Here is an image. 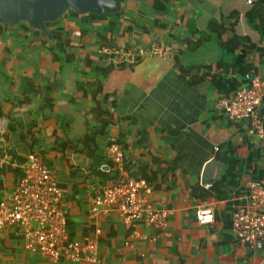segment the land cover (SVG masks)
Returning <instances> with one entry per match:
<instances>
[{
  "label": "crops",
  "instance_id": "1",
  "mask_svg": "<svg viewBox=\"0 0 264 264\" xmlns=\"http://www.w3.org/2000/svg\"><path fill=\"white\" fill-rule=\"evenodd\" d=\"M254 1L169 0L165 11L148 13L139 0H123L118 13L101 18L67 13L51 25L61 27L58 48L56 38L28 24L3 25L0 152H13L17 160L30 151L41 156L67 199L68 234L82 238L99 228L101 261L48 260L5 227L0 229V264H264V245L257 249L241 242L231 228L232 211L246 199L248 181L264 178V139L248 134L245 123L228 119L218 106L219 97L244 79L235 62L240 45L231 51L223 45L234 33L247 36L252 45L247 71L264 78V34L249 13ZM213 18L223 21L220 35L210 30ZM153 43L166 44L172 56L145 53L134 61H117L115 53L104 51ZM108 64L111 68L102 72ZM102 107L108 120L99 114ZM259 113L264 121V97ZM103 118L107 126L95 134L93 157L85 133ZM110 137L122 144L128 173L145 177L151 201L171 212L165 231L138 224L144 236L132 246L123 247L132 226L114 209L91 212L97 189L117 174L104 164L103 147ZM228 140L248 160L237 167L227 196L217 198L212 186L200 183H212L221 174L217 167L208 177L203 168ZM19 175L17 165L0 166V195ZM210 203L214 219L200 223L195 211Z\"/></svg>",
  "mask_w": 264,
  "mask_h": 264
},
{
  "label": "built area",
  "instance_id": "2",
  "mask_svg": "<svg viewBox=\"0 0 264 264\" xmlns=\"http://www.w3.org/2000/svg\"><path fill=\"white\" fill-rule=\"evenodd\" d=\"M251 2V0H248ZM116 59L134 61L145 53L172 56L171 49L163 43H153L148 48H118L109 50ZM264 97V78L246 71L243 82L233 91L218 99V106L228 119L245 123L246 132L264 139V121L259 113V104ZM105 157L116 168L112 181L100 186L92 197L91 212L105 207L114 209L122 220L132 226L123 247L134 245L142 237L138 224L167 230L170 209L155 205L150 199L151 184L145 177H133L124 167L125 154L122 144L110 137L104 144ZM217 150L218 145H213ZM11 164L20 168V175L10 190L0 195V229L11 227L22 238L24 246L48 260L60 257L78 261L87 258L99 262L97 257L99 228L82 238H69L67 229V199L56 178L55 172L34 152H27L17 160L10 151L0 155V166ZM204 188L212 183L201 182ZM200 223L214 219V204H206L195 211ZM231 228L243 243L260 249L264 245V178L250 179L246 199L234 206ZM144 236V235H143Z\"/></svg>",
  "mask_w": 264,
  "mask_h": 264
},
{
  "label": "trees",
  "instance_id": "3",
  "mask_svg": "<svg viewBox=\"0 0 264 264\" xmlns=\"http://www.w3.org/2000/svg\"><path fill=\"white\" fill-rule=\"evenodd\" d=\"M121 1H123V0H121ZM166 5H167V1H165V0H152V7L155 10L165 11ZM250 12H252V14H253V20L257 26V29L259 30V32L261 34H264V0H255L251 6V11H249V13ZM67 13L78 14L75 11H72L70 9H68V10L66 9L62 12V14L59 17H61L64 14H67ZM86 14H88L92 18H94V17L101 18V17H103L109 13L98 14V13L87 12ZM57 19L45 21V26L48 29V31L51 35V38L57 39V43L55 44V47L58 48V45L60 43L59 39L61 38V27L60 26H57L55 28L51 27L52 23L56 22ZM20 23L22 24V27L29 28V26L25 22L21 21ZM4 24H5V22H1V20H0V33L2 31ZM213 24L214 25L211 27L210 30L215 31L217 35H220L223 28H224L223 21H221V19L213 18ZM34 30L36 32H39V30H37V29H34ZM223 45L226 47L227 51H231L240 45V50L238 51V53L235 56V62H237L239 64L240 70L242 73L249 70V65L246 62L245 57H246V52L252 48V45L248 42L247 36L238 35V34L234 33L231 37H229L228 39H226L223 42ZM61 46L62 45H60V47ZM50 48L54 50V48H52V46ZM111 66L112 65H110V64L104 66L102 68V72L108 71L111 68ZM230 80H231V82H233L232 86H235V80L234 79H230ZM224 88H227V87H224ZM106 96H107V94H104L103 99L106 98ZM99 114L107 116V120H108V114L109 113L107 112L106 107H102V109L99 110ZM107 120H105L104 118L101 119L98 128L90 127L89 130H87L85 133V136L90 138V140L86 141V146L88 147V153L93 157L96 156L94 151H95L96 145H97L95 142V134L97 132H102V129H105V127L107 126ZM221 146L223 147V150L221 152L219 151L215 155V161L217 162V166L222 168V172L217 178L212 180V185H211L212 189L214 190V195L217 198H223V197L227 196L229 189H231L230 186L233 187L235 185V178L237 175H239V171L237 170V167H245V165H244L245 161L248 160V158L243 159L241 156H239L237 154V144L236 143L228 140V141L224 142ZM2 153L3 152H0V155ZM11 153H13V152H11ZM13 155L17 159V157L15 156L14 153H13ZM248 156H250V154ZM6 165L12 166L11 164H6ZM2 166H5V165H2ZM252 179H259V178H255V176H253ZM203 193H205V191L202 192V194ZM208 193H210V192H207L206 194H208ZM69 238H73V237L69 235Z\"/></svg>",
  "mask_w": 264,
  "mask_h": 264
},
{
  "label": "water",
  "instance_id": "4",
  "mask_svg": "<svg viewBox=\"0 0 264 264\" xmlns=\"http://www.w3.org/2000/svg\"><path fill=\"white\" fill-rule=\"evenodd\" d=\"M120 8L121 0H0V19L10 25L23 21L51 38L45 21L59 18L66 9L77 13L101 14L114 13ZM217 167L214 159L207 160L203 168L204 175L213 177Z\"/></svg>",
  "mask_w": 264,
  "mask_h": 264
},
{
  "label": "rangeland",
  "instance_id": "5",
  "mask_svg": "<svg viewBox=\"0 0 264 264\" xmlns=\"http://www.w3.org/2000/svg\"><path fill=\"white\" fill-rule=\"evenodd\" d=\"M139 2L141 3V6L147 10L148 13H152V9H153V7H152V1L150 3L149 0H139ZM120 10H121V8L119 9V11ZM119 11L114 12V13H118ZM110 14H113V13H110ZM69 15H73V14L72 13H69ZM104 49H105L104 50L105 51V54H109V49L106 48V47Z\"/></svg>",
  "mask_w": 264,
  "mask_h": 264
}]
</instances>
